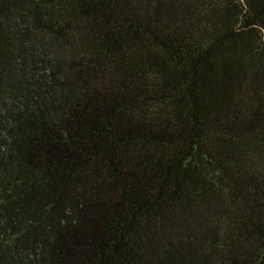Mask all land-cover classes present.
<instances>
[{
	"label": "trees",
	"instance_id": "1",
	"mask_svg": "<svg viewBox=\"0 0 264 264\" xmlns=\"http://www.w3.org/2000/svg\"><path fill=\"white\" fill-rule=\"evenodd\" d=\"M0 264H264V0H0Z\"/></svg>",
	"mask_w": 264,
	"mask_h": 264
}]
</instances>
